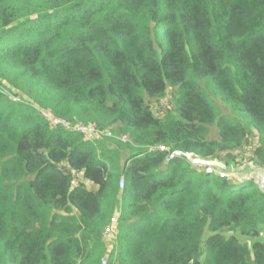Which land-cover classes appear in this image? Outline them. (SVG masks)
<instances>
[{"label": "trees", "instance_id": "1", "mask_svg": "<svg viewBox=\"0 0 264 264\" xmlns=\"http://www.w3.org/2000/svg\"><path fill=\"white\" fill-rule=\"evenodd\" d=\"M175 152L264 169V0H0V264H264L263 186Z\"/></svg>", "mask_w": 264, "mask_h": 264}, {"label": "rangeland", "instance_id": "2", "mask_svg": "<svg viewBox=\"0 0 264 264\" xmlns=\"http://www.w3.org/2000/svg\"><path fill=\"white\" fill-rule=\"evenodd\" d=\"M148 101H150L148 99ZM150 105L152 107V109L157 112H164L166 110V106L164 104L160 105L161 107L159 109H157L159 107V104L156 101H150ZM158 106V107H157ZM84 125H90V126H95V124H84ZM251 149V146H247L245 149ZM186 158H188V160H192L195 163V160L197 158H194L193 155L192 156H187L184 155ZM240 161L242 160V157L239 156L238 157ZM200 162L196 163L201 164V165H205L204 167H207V171H215L213 166H217V172L218 173H222V175H235L237 179H246V178H250V179H255L258 181L259 184H261V186H263L262 188L264 189V169H257L255 167V165H253V163H249L247 164V162H243V167H238L239 169H235L234 171H226V167L225 165H223L220 162L217 161H207V160H199ZM250 162V161H248ZM245 164V165H244ZM88 187L90 189H96V187L94 185H92L91 183H88ZM208 234H206L205 237H207ZM240 239L242 241H245L246 238L245 237H240Z\"/></svg>", "mask_w": 264, "mask_h": 264}, {"label": "built area", "instance_id": "3", "mask_svg": "<svg viewBox=\"0 0 264 264\" xmlns=\"http://www.w3.org/2000/svg\"><path fill=\"white\" fill-rule=\"evenodd\" d=\"M54 122L64 124L68 129H70V130H74V131H76V132L82 134V135L85 136L88 140H89V139H91V140L95 139V138L99 135V133H100V130H98V129L96 128V126H90V125H84V124H83V125H81V124H78V125H70V124H68V123H67L66 121H64V120H54ZM162 149H164V148L162 147ZM181 155H187L188 157H189V156H192V154H183V153H181V152H175L174 154H172V155L170 156V158H173L174 156H181ZM170 158H169V159H170ZM199 160H200V159H196V160H195V163L200 162ZM123 182H124V180L121 179V182H120L121 187L123 186ZM113 222H115V218H113ZM114 231H115V224L112 223L111 225H109V226L106 228L104 234H105L106 237H110V236H111V233H113ZM103 264H105L104 261H103Z\"/></svg>", "mask_w": 264, "mask_h": 264}, {"label": "bare ground", "instance_id": "4", "mask_svg": "<svg viewBox=\"0 0 264 264\" xmlns=\"http://www.w3.org/2000/svg\"><path fill=\"white\" fill-rule=\"evenodd\" d=\"M201 160V159H200ZM202 161V160H201Z\"/></svg>", "mask_w": 264, "mask_h": 264}]
</instances>
